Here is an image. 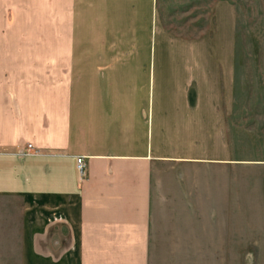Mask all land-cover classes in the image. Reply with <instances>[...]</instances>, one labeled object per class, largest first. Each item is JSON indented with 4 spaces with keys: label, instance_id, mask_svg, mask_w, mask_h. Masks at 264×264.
Wrapping results in <instances>:
<instances>
[{
    "label": "crops",
    "instance_id": "crops-1",
    "mask_svg": "<svg viewBox=\"0 0 264 264\" xmlns=\"http://www.w3.org/2000/svg\"><path fill=\"white\" fill-rule=\"evenodd\" d=\"M41 1L10 7L24 9L26 36L0 38V233H16L13 264H161L170 233H193L176 164L225 157L224 145L210 154L209 125L237 60L170 52L157 0ZM28 144L43 154L18 156Z\"/></svg>",
    "mask_w": 264,
    "mask_h": 264
},
{
    "label": "rangeland",
    "instance_id": "rangeland-1",
    "mask_svg": "<svg viewBox=\"0 0 264 264\" xmlns=\"http://www.w3.org/2000/svg\"><path fill=\"white\" fill-rule=\"evenodd\" d=\"M25 5L42 1L0 0V38L26 36L19 11ZM14 6L19 10L11 13ZM157 9L170 52L237 60L228 106L220 111L224 121L209 125L210 154L224 145L225 157L176 164L179 180L191 184L193 233H170L160 262L264 264V0H157ZM15 234L0 233V264L16 260Z\"/></svg>",
    "mask_w": 264,
    "mask_h": 264
},
{
    "label": "built area",
    "instance_id": "built-area-1",
    "mask_svg": "<svg viewBox=\"0 0 264 264\" xmlns=\"http://www.w3.org/2000/svg\"><path fill=\"white\" fill-rule=\"evenodd\" d=\"M16 154L18 156H40L43 152L40 149L35 148L32 144H28L26 147L20 149ZM76 169L80 179H84L87 172V164L84 157H78L76 159Z\"/></svg>",
    "mask_w": 264,
    "mask_h": 264
},
{
    "label": "bare ground",
    "instance_id": "bare-ground-1",
    "mask_svg": "<svg viewBox=\"0 0 264 264\" xmlns=\"http://www.w3.org/2000/svg\"><path fill=\"white\" fill-rule=\"evenodd\" d=\"M13 37V36H12Z\"/></svg>",
    "mask_w": 264,
    "mask_h": 264
}]
</instances>
